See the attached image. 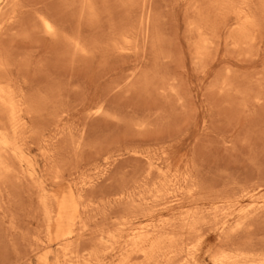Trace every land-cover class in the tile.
<instances>
[{"label":"rangeland","instance_id":"obj_1","mask_svg":"<svg viewBox=\"0 0 264 264\" xmlns=\"http://www.w3.org/2000/svg\"><path fill=\"white\" fill-rule=\"evenodd\" d=\"M20 1L22 17L5 27L2 46L12 50L11 72L27 81L41 115L28 119L24 148L34 218L19 221V207L13 213L20 230L43 237L37 197L44 189L54 218L48 245L36 252L18 238L13 245L9 218L0 222V264H179L185 256L154 262L152 251L124 240L151 222H174L187 237L175 220L233 187L256 188L231 213L207 216L192 236L194 257L182 264H212L229 243L264 251V0ZM34 12L50 15L57 34L45 36ZM166 170L194 178L161 186Z\"/></svg>","mask_w":264,"mask_h":264},{"label":"bare ground","instance_id":"obj_2","mask_svg":"<svg viewBox=\"0 0 264 264\" xmlns=\"http://www.w3.org/2000/svg\"><path fill=\"white\" fill-rule=\"evenodd\" d=\"M90 1H92V0H89V2ZM0 2L4 3L3 6L0 8V210L2 211L0 214V215H2V216H0V222L3 223L5 221L4 220L5 218H9V226H8L9 232H7L6 234L8 237L10 236L9 239L13 240L11 242L13 245H14V243H16V239L18 238L19 240H21V242H23V244L27 250L34 251L38 248V246L43 247L45 245H48V243L46 242L45 239H47L49 233L51 232V221H52V217H53V215H52L53 212L51 209L50 198H49L48 193L44 189H42V192L37 197V200H38L39 206H40V209H39L40 213H41L40 225L42 227L41 232L44 233L43 237H40V235L37 232L32 233L29 231L20 230V227H19L20 225H17V223H16L18 221L15 220L16 216L13 213V210H14V208L19 207L18 208L19 209V213H18V216H19L18 220L19 221L29 220V219L34 218V215H33L34 213L33 214L31 213L33 210V209H31L32 208L31 205H32V200H33L32 196L34 193L33 190L36 186L34 185L35 180H34L33 172L31 170V164L29 162H27V160L24 158V151H25L24 148H25V144H26V138L28 136L27 135L28 119L32 120L33 117H36V119H38L40 117V115H41L40 110H39L40 104H39V99H37L34 96V94L30 90H28L29 86H28L27 81L26 80H19L14 75V73L11 72V63H12V58H13L12 57L13 52L10 48H4L2 46V41H3V35L2 34H3L5 27L15 25L17 22H19V20L22 17L21 11H22L23 5L21 4L20 0H0ZM224 4H226V2H224ZM232 4H234V2ZM89 7H90V5H89ZM88 8L86 7L88 12H90L91 8H89V9ZM94 11L95 10L93 9V11H91V12H94ZM241 11H242V9H241ZM34 14H35V12H34ZM92 14L94 15L95 12L91 13V16L89 15L90 19H93V17L96 16V15L93 16ZM35 15H36V22H37L38 28L45 34V36L46 35L54 36L57 34L59 26L57 25V22L53 18H51L50 15L43 13V12H39ZM245 16H247V15L246 14L244 15V19H245ZM251 18H254V17H251ZM80 21H78V19H77V22H80ZM95 21H96V19H95ZM248 21H246V22L248 23ZM251 21H252V19H251ZM76 25H77V23H76ZM76 31H77V29H76ZM77 33H78V31H77ZM26 35H28V34H26ZM78 39H79V37H78ZM78 39L77 38L72 39L73 43H71V41H70V46L75 47L74 54L76 52V49L81 48V44H80ZM63 40H65V39H63ZM64 42H66V41H64ZM24 65H26V64L25 63L23 64V70L22 71L27 70V65L25 67H24ZM49 102H51V101H49ZM33 129H44V127H42V125L38 126L36 124L35 126H33ZM66 130L68 131V129H66ZM72 131H73V129H72ZM68 135H70V133H68ZM77 144H79V143H77ZM73 145H75V144H73ZM163 156H164V153H163ZM164 157H166V156H164ZM156 162H158V161H156ZM193 165L195 166V168L197 167L195 164H193ZM184 167L186 169V166H184ZM150 168H151V166H150ZM154 168H156V166H154ZM187 168L189 169V166ZM148 172H149V170H148ZM160 172H161V176H160L161 178H160L159 185H161V186H175L176 184H179V183H188V182H192V180L194 178V175H193L192 171H190V170H188L185 173L172 172L171 170L160 171ZM195 172L197 173V170ZM157 173H158V171H157ZM196 176H197V174H196ZM40 181H41V179H40ZM229 183L231 184V182H229ZM191 184L192 183H190V185ZM255 188L256 187H251V188L250 187L249 188L248 187H233V188H230L229 190L224 191V192H219L216 195H214L213 197H211L210 199H208V201L206 202L207 203L206 205L204 204L203 206L196 207V208H193V209L187 211L182 217H179L178 219L175 220V222L176 223L178 222L179 226H182L183 229L187 228L188 233H189V235L187 237L182 236L179 231H174V229L176 228V225H174L175 224L174 222L168 223V226H165V227H163V225L161 226L157 222H151V223H147L146 225L140 227L136 231L134 229H131V231L128 234V238L124 240V244L126 247H129L135 251H142L143 253H147V252L152 251L155 254V258L153 257L154 262H155V260H157V262H159L158 259L161 256L163 258V255L170 254L169 255L170 260H172V259L178 260V259H184L185 258L186 260L185 259L183 261L179 260L180 263L182 264L184 261H187V260L189 261L190 258L194 257L193 253H194V250L196 249L197 244L199 242L197 243L194 239H192V236H194L196 238L199 237L198 235H200L199 234L200 227L204 224H207V222H208L206 219L207 216L209 214H213V215L215 213L217 214V212L218 213L219 212L220 213L225 212V214L231 213L232 210H235L237 205L240 204L243 197L250 195V193ZM158 191L159 190H157L155 192L158 193ZM125 194H126V192L123 190V191L117 193V196H115V197L122 198L123 196H125ZM159 194L162 196L161 193H159ZM170 194H171V191H170ZM128 195H130V192ZM128 195H127V198L131 199V196H128ZM152 196H150V197L152 198ZM155 198H152V199H155ZM161 198H164V196ZM25 199H29L27 206L23 205ZM156 199H158V198H156ZM155 201L157 204L160 202V199H159V201H157V200H155ZM161 201H162V199H161ZM146 204H147V202H146ZM135 206H137V204ZM249 206H251V204ZM137 207H139V206H137ZM163 207H165V206H163ZM238 209L241 212H242V210L244 211V208L240 207ZM213 215H211V216H213ZM118 218L120 219V216ZM214 219L216 221V218H214ZM78 220L80 221V218ZM82 223H84V222H82ZM225 224L226 223H224V225ZM72 225L74 226V223ZM78 225H80V224H78ZM78 227L80 229H82L80 226H78ZM177 227H178V224H177ZM182 227H181L180 231L182 230ZM79 228H78L77 232L80 231ZM115 228H117V227H115ZM35 230H37V229H35ZM176 230H178V228ZM203 230H206V229L204 228ZM219 231H221V230H219ZM77 232H76V234H77ZM68 234H69V232H68ZM79 234H80V232H79ZM63 236H65V235H63ZM106 236H108V233H106ZM111 236H112V234H111ZM111 236H109V237H111ZM93 238H95V237H93ZM156 239H159V240L157 242H154ZM113 240L115 241V239H113ZM177 240H180V241L177 242ZM114 244H115V242H114ZM95 245L98 246L97 241H96ZM99 245H100V243H99ZM73 246H75V245H73ZM110 246H112V245H110ZM110 246H108V247L110 248ZM100 247L103 248V245H101ZM106 247H107V245H106ZM70 248L71 247H69V249L68 248L67 249L71 250L73 247L71 249ZM75 248H74V251H75ZM63 250L66 251L65 248H63ZM105 250L109 251L107 248ZM34 252H36V251H34ZM99 252L100 251H98V254H99ZM104 252L107 253L106 251H104ZM62 253H65V252H62ZM143 253H142V255H143ZM77 254H80V253L77 252ZM77 254L75 253V257L72 256V257H74L73 260L71 259L73 263H75L77 260L76 259V257L78 256ZM91 254H93V253H91ZM94 256H95V253H94ZM86 259H89V258H86ZM71 260H69V261H71ZM147 260H148V258H147ZM77 261L79 262V259ZM191 261H193V260L191 259ZM135 262H136V260H135ZM211 262H212V264H264V251H257L254 249H252V250L245 249V248H241L240 246H238L234 243H229V244H226V245L220 247L218 250H216L211 255ZM82 263H83V261H82ZM137 264H138V262H137ZM148 264H150V262ZM172 264H176V262H173Z\"/></svg>","mask_w":264,"mask_h":264}]
</instances>
